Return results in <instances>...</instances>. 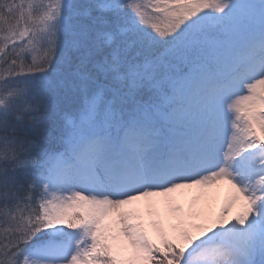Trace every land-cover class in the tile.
Segmentation results:
<instances>
[{
	"label": "snow or ice",
	"instance_id": "6c2138e0",
	"mask_svg": "<svg viewBox=\"0 0 264 264\" xmlns=\"http://www.w3.org/2000/svg\"><path fill=\"white\" fill-rule=\"evenodd\" d=\"M0 264H264V0H0Z\"/></svg>",
	"mask_w": 264,
	"mask_h": 264
},
{
	"label": "rangeland",
	"instance_id": "374dc122",
	"mask_svg": "<svg viewBox=\"0 0 264 264\" xmlns=\"http://www.w3.org/2000/svg\"><path fill=\"white\" fill-rule=\"evenodd\" d=\"M181 191V190H180ZM183 192H179L176 194L177 198L179 196V198H181L180 200L184 203V205L189 208V206L192 204V202L196 199L197 196H199V190L198 189H183ZM213 193H215V199H223V188H221L219 190V192H217L216 189H212L211 190ZM159 201H161V198L159 199ZM204 201L200 200L196 203V207L200 208L202 207ZM162 215H164V211L161 213ZM151 234V232H150Z\"/></svg>",
	"mask_w": 264,
	"mask_h": 264
},
{
	"label": "bare ground",
	"instance_id": "6f19581e",
	"mask_svg": "<svg viewBox=\"0 0 264 264\" xmlns=\"http://www.w3.org/2000/svg\"><path fill=\"white\" fill-rule=\"evenodd\" d=\"M180 192H183L182 190ZM157 200V206L160 208L161 213L164 211V203H163V198H161V201H159L160 198H155ZM181 198H177V201L184 207L185 210H187L188 208L184 205V203L180 200ZM221 202V199H214L213 203L218 206L219 203ZM151 232V230H150Z\"/></svg>",
	"mask_w": 264,
	"mask_h": 264
}]
</instances>
